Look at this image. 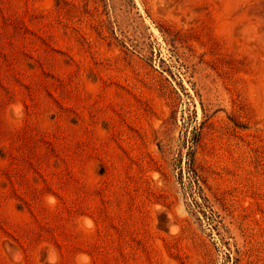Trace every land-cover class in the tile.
<instances>
[{
    "label": "rangeland",
    "instance_id": "obj_1",
    "mask_svg": "<svg viewBox=\"0 0 264 264\" xmlns=\"http://www.w3.org/2000/svg\"><path fill=\"white\" fill-rule=\"evenodd\" d=\"M170 1L0 0V264H264V0Z\"/></svg>",
    "mask_w": 264,
    "mask_h": 264
},
{
    "label": "trees",
    "instance_id": "obj_2",
    "mask_svg": "<svg viewBox=\"0 0 264 264\" xmlns=\"http://www.w3.org/2000/svg\"><path fill=\"white\" fill-rule=\"evenodd\" d=\"M196 141V138L192 139V144L188 146V159L186 161L187 164V172H188V180H189V186H190V191L193 197V203L199 207H209L207 204L208 198L204 195V190L200 182L199 174L197 172V168L195 165V155H194V143ZM196 195L201 198V201L197 200ZM211 216H208L205 210H202L204 215H206L208 218H210L214 225L219 228V225L221 223V220L218 219V215L215 214V212L210 208Z\"/></svg>",
    "mask_w": 264,
    "mask_h": 264
},
{
    "label": "bare ground",
    "instance_id": "obj_3",
    "mask_svg": "<svg viewBox=\"0 0 264 264\" xmlns=\"http://www.w3.org/2000/svg\"><path fill=\"white\" fill-rule=\"evenodd\" d=\"M171 3H175L174 2V0L173 1H170V2H167V4H166V6H169V9L170 10H174V6H171ZM184 9L182 10L180 7H178L179 9L178 10H176V11H181V12H183L184 13V16H186L187 18H191L195 13H196V5H195V3L193 2V1H191V0H186L185 2H184ZM256 12L257 11H253V14L254 15H256ZM187 13H189V15H187ZM252 14V15H253ZM257 16V15H256ZM256 16H254V17H256ZM237 31V30H236ZM239 32V31H238ZM231 33V32H230ZM238 34V33H237ZM230 37V36H229Z\"/></svg>",
    "mask_w": 264,
    "mask_h": 264
}]
</instances>
